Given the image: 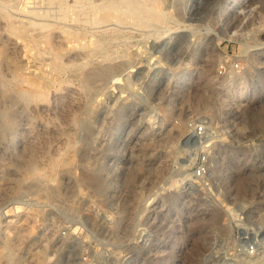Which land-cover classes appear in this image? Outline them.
Here are the masks:
<instances>
[{"label": "rangeland", "instance_id": "obj_1", "mask_svg": "<svg viewBox=\"0 0 264 264\" xmlns=\"http://www.w3.org/2000/svg\"><path fill=\"white\" fill-rule=\"evenodd\" d=\"M0 264H264V0H0Z\"/></svg>", "mask_w": 264, "mask_h": 264}, {"label": "bare ground", "instance_id": "obj_2", "mask_svg": "<svg viewBox=\"0 0 264 264\" xmlns=\"http://www.w3.org/2000/svg\"><path fill=\"white\" fill-rule=\"evenodd\" d=\"M55 37V36H54ZM9 44V43H8ZM12 44H14V43H12ZM6 46H7V44H6ZM9 46V45H8ZM10 47V46H9ZM4 49V48H3ZM5 50H6V48H5ZM16 50V49H15ZM73 55V54H72ZM74 57H75V54L73 55ZM73 56H71V57H73ZM59 92V91H58ZM4 93V92H3ZM26 93V92H25ZM64 95V94H63ZM38 96H39V94H38ZM51 96H52V94H51ZM56 96H58V94L56 95L55 94V97ZM62 96V95H61ZM64 96H66V98H67V102H66V105L64 104L63 105V103L62 104H60V106H57V107H52L49 103H45L44 101H43V103L44 104H42L39 108H41L42 109V111H44L43 113H46L47 114V116L48 115H50V118H53V116H55L56 114H58V113H61V114H63V116H62V121H61V125H59L56 121H51V125L50 126H45V124L42 122V121H39L38 123H39V125L41 126V128H42V132L43 133H52V134H57L58 136H60V137H64L65 135H71V132L73 131V128H74V124H73V122H72V120H71V118H69L68 116H67V114L65 113L66 112V109L68 108V110H70V109H76V108H78L79 107V105H80V98H81V94H80V91L78 90V89H76V88H73V87H70V86H67L66 88H65V95ZM33 97H37V95H33ZM59 97V96H58ZM50 98V97H49ZM56 100H58V99H56ZM42 102V101H41ZM55 102V101H54ZM57 102V101H56ZM65 106V107H64ZM30 108V107H29ZM30 110V109H29ZM32 110H35V107L33 106L32 107ZM37 110H39V109H37ZM42 111H40V112H42ZM68 112V111H67ZM70 113V112H69ZM60 114V115H61ZM70 115V114H69ZM52 116V117H51ZM49 117V116H48ZM52 120V119H51ZM54 120V119H53ZM45 122V121H44ZM60 123V122H59ZM42 134V133H41ZM33 135H32V132H30L29 133V137L31 138ZM44 138V137H43ZM64 139V138H63ZM29 148H30V146H28ZM36 149V148H35ZM31 150H32V148H30V152L29 153H31L32 154V152H31ZM33 155V154H32ZM31 155V156H32ZM195 243H194V250L196 251V252H198L199 250V248H198V242H200V241H198V239H196L195 241H194ZM200 244V243H199ZM200 247V246H199ZM193 256H194V254H192Z\"/></svg>", "mask_w": 264, "mask_h": 264}]
</instances>
